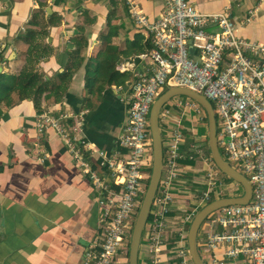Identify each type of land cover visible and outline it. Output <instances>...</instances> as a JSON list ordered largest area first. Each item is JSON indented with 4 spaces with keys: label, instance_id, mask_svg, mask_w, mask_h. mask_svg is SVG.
Returning <instances> with one entry per match:
<instances>
[{
    "label": "crops",
    "instance_id": "crops-1",
    "mask_svg": "<svg viewBox=\"0 0 264 264\" xmlns=\"http://www.w3.org/2000/svg\"><path fill=\"white\" fill-rule=\"evenodd\" d=\"M189 1L201 12L228 13L238 36L264 43V0ZM136 2L150 18L163 9V0ZM41 28L47 33L29 54L23 35ZM148 39L123 0H0V73L7 74V81L15 80L28 56L27 63H34L43 80L31 97L10 106L0 104V264H82L84 250L99 232L100 191L74 164L54 129L36 131V115L46 110L80 114L81 134L95 149L91 167L101 173L97 151L111 154L117 148L127 118L130 83L150 64L140 57L148 52ZM103 54L118 58L111 84L106 81L109 74L99 77L96 71ZM16 97L14 93L12 98ZM173 100L167 103L171 107ZM172 109L173 124L188 133L185 148L197 137L207 152V123ZM187 161L166 216L165 264H172L168 260L176 248L177 232L194 209L191 194L206 185L200 177V161ZM230 185L232 194L219 196L242 194L239 183ZM186 197L192 207L183 204Z\"/></svg>",
    "mask_w": 264,
    "mask_h": 264
},
{
    "label": "built area",
    "instance_id": "built-area-1",
    "mask_svg": "<svg viewBox=\"0 0 264 264\" xmlns=\"http://www.w3.org/2000/svg\"><path fill=\"white\" fill-rule=\"evenodd\" d=\"M123 1L152 48L140 55L150 64L130 83L127 118L117 148L111 154L97 151L102 172L91 167L95 149L81 134L80 114L46 110L36 115V131L54 129L67 144L74 164L100 191L99 232L84 250L82 264H128L130 234L152 164L149 111L170 87L194 90L211 102L219 151L252 186L248 202L222 206L204 219L196 239L202 260L205 264H229V260L264 264V43L238 36L228 13L201 12L189 0H163L155 18L148 17L136 0ZM172 107L207 123L203 107L190 97L175 96ZM172 107L165 104L159 113L163 165L151 217L142 232L138 264L167 262L162 258L166 216L176 197L173 190L180 182L184 160L200 161L206 184L185 222L212 195L223 192L221 172L198 138L193 137L185 148L188 133L173 124ZM185 233L184 229L177 232L168 262L193 264Z\"/></svg>",
    "mask_w": 264,
    "mask_h": 264
},
{
    "label": "water",
    "instance_id": "water-1",
    "mask_svg": "<svg viewBox=\"0 0 264 264\" xmlns=\"http://www.w3.org/2000/svg\"><path fill=\"white\" fill-rule=\"evenodd\" d=\"M184 95L198 102L204 109L207 116L208 146L210 156L221 173L231 178L242 186V194L237 196L220 197L208 202L201 207L191 219L187 234L188 254L193 264H205L202 260L196 244L197 234L204 219L216 209L231 204H244L248 202L252 194V186L248 179L238 170L233 168L221 155L216 139V118L211 102L201 93L184 87H170L161 93L153 102L148 117V126L152 140V164L151 171L139 206L128 247V264H138L139 246L143 229L149 216L151 204L155 196L158 183L161 177L163 165L162 135L159 125V113L161 108L172 98Z\"/></svg>",
    "mask_w": 264,
    "mask_h": 264
},
{
    "label": "trees",
    "instance_id": "trees-1",
    "mask_svg": "<svg viewBox=\"0 0 264 264\" xmlns=\"http://www.w3.org/2000/svg\"><path fill=\"white\" fill-rule=\"evenodd\" d=\"M46 33H47L46 30L43 28H41L40 30L29 29L25 32L23 37H24V40L28 43V46H29L28 53L29 54L32 53L33 48L37 47L36 42L38 41V39H43ZM151 48H152V44H151V41L148 39L145 50L149 51ZM103 55L104 56H102L100 65L96 69V71H98L99 77L103 73L109 74L106 81L109 84H111L116 74L115 63L118 60V58L115 55L114 56H111L110 54H103ZM27 59H28V56L25 59L23 68L19 71L15 80L7 81V74L0 73V104L4 103L5 105L10 106L16 101L31 97L33 90L37 92L40 89V87H42L43 80H42L41 75L33 68L34 63L33 64L31 63V65L27 63ZM14 93L17 95L16 100L12 98V95ZM2 112L3 111L0 109V116ZM206 119H207V116H206ZM207 153L209 154V149H207ZM188 161L191 162L190 160ZM148 171L150 173L151 168ZM146 182L148 183V179ZM220 197L221 196L219 195L217 196V194L212 195L207 202H205L199 207V209L203 207L205 204H207L208 202H211L212 200L216 198H220ZM150 217L151 215L148 216L147 220H149Z\"/></svg>",
    "mask_w": 264,
    "mask_h": 264
},
{
    "label": "rangeland",
    "instance_id": "rangeland-1",
    "mask_svg": "<svg viewBox=\"0 0 264 264\" xmlns=\"http://www.w3.org/2000/svg\"><path fill=\"white\" fill-rule=\"evenodd\" d=\"M182 97H183V95H181ZM170 101V100H169ZM168 101V102H169ZM167 102V103H168ZM166 103V104H167ZM205 146V145H204ZM203 146V147H204ZM195 165H198V163H195ZM197 169L198 170H200L198 167H197ZM196 174V173H195ZM194 174V175H195ZM201 177V179H203L204 180V176L202 175V176H200ZM220 177L222 178V180H223V186H222V188H223V193H231L232 194V192L234 191V186L233 185H230V183L232 184V182L234 181V180H232L231 178H229V177H226L223 173H221V175H220ZM199 184H201V183H199ZM240 185V184H239ZM200 186H204V185H200ZM241 186V185H240ZM200 190H202V189H199L198 191H196V192H194V193H192L191 194V198H193L194 200L197 198V197H199V195H200ZM219 194H217V196H218ZM187 200V202H184L183 204H185L186 206H188V205H190V200H189V198L188 197H186L185 198V201ZM189 207H192V204L189 206ZM198 211V210H197ZM197 211H195V213L197 212ZM190 223V222H189ZM189 223H187L185 226H184V231H186L187 232V230H188V226H189ZM187 234V233H186Z\"/></svg>",
    "mask_w": 264,
    "mask_h": 264
}]
</instances>
